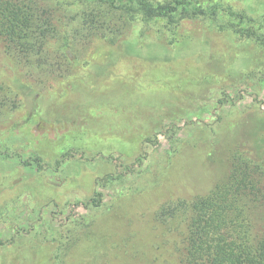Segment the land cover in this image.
Instances as JSON below:
<instances>
[{
  "label": "rangeland",
  "instance_id": "1",
  "mask_svg": "<svg viewBox=\"0 0 264 264\" xmlns=\"http://www.w3.org/2000/svg\"><path fill=\"white\" fill-rule=\"evenodd\" d=\"M38 1L50 50L65 36L81 64L0 53V264H179L187 205L225 178L233 144L264 139V43L185 20L191 39L170 47L106 3Z\"/></svg>",
  "mask_w": 264,
  "mask_h": 264
},
{
  "label": "trees",
  "instance_id": "2",
  "mask_svg": "<svg viewBox=\"0 0 264 264\" xmlns=\"http://www.w3.org/2000/svg\"><path fill=\"white\" fill-rule=\"evenodd\" d=\"M96 1L118 9L121 18L138 26L142 38L152 32L156 39L170 47L191 39L190 34H179L185 20L197 21L209 29L230 31L240 40L264 43V14L253 15L234 0ZM49 12L50 8H43L38 0H0V53L28 62L40 51L51 53L58 49L64 64L80 65L81 60L65 36L61 37L59 46L50 50V32L54 29L43 28L52 24ZM10 64L3 66L13 72ZM9 81L17 90L28 89L15 76ZM2 87L0 83V89ZM229 97L223 92L221 104L234 105L243 95ZM173 127L170 125L168 131L174 132ZM165 135L173 137L167 135V131ZM258 136L245 135L233 144L228 153L229 170L225 178L210 193L197 196L193 204L187 205L192 210L189 224L184 227L180 242L175 240L179 264H264V139ZM144 141H152L151 136ZM138 161L142 165L144 160ZM134 165L125 166L126 173H130ZM112 176L110 173L98 178L97 186L107 187ZM96 196L92 202L99 206L101 192L96 191ZM170 210L173 214L175 209Z\"/></svg>",
  "mask_w": 264,
  "mask_h": 264
}]
</instances>
